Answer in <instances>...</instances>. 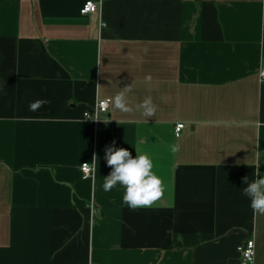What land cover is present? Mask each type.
<instances>
[{
	"label": "crops",
	"instance_id": "1",
	"mask_svg": "<svg viewBox=\"0 0 264 264\" xmlns=\"http://www.w3.org/2000/svg\"><path fill=\"white\" fill-rule=\"evenodd\" d=\"M85 1L0 0V264H242L252 237L264 264L242 195L264 176V0ZM125 87L132 111L84 117ZM113 143L152 155V207L103 190Z\"/></svg>",
	"mask_w": 264,
	"mask_h": 264
},
{
	"label": "clouds",
	"instance_id": "2",
	"mask_svg": "<svg viewBox=\"0 0 264 264\" xmlns=\"http://www.w3.org/2000/svg\"><path fill=\"white\" fill-rule=\"evenodd\" d=\"M106 26V25H102ZM129 87L116 94L111 106L121 112H130L132 107L127 93ZM47 100L39 99L29 104L30 111H36L47 104ZM145 118L152 117L156 113V105L152 97L144 98L138 105ZM180 146L173 143L170 151L175 154L179 152ZM136 156L125 148H116L115 143L105 150L107 165L112 169L110 174L104 178L102 188L105 192H111L117 186L124 189L123 203L132 210L152 207L164 194L165 185L160 176L154 171L153 157L147 152L135 149ZM242 195L250 201L251 207L264 213V176L257 173L255 179L244 180Z\"/></svg>",
	"mask_w": 264,
	"mask_h": 264
},
{
	"label": "built area",
	"instance_id": "3",
	"mask_svg": "<svg viewBox=\"0 0 264 264\" xmlns=\"http://www.w3.org/2000/svg\"><path fill=\"white\" fill-rule=\"evenodd\" d=\"M101 5V0H87L81 7L80 13L82 15L98 14L101 9ZM101 25H103V21H101ZM259 80L261 83H264V67L259 72ZM110 108V98L100 99L95 105L94 114L92 115L90 112H85L84 117L98 122L100 116L107 114ZM184 127V123H178L175 126V133L177 136L180 135ZM81 170L85 178L92 177L95 172V165L93 163L85 162L81 165ZM239 250L242 256V264H254L256 258V243L254 237L249 238L243 245L239 246Z\"/></svg>",
	"mask_w": 264,
	"mask_h": 264
}]
</instances>
